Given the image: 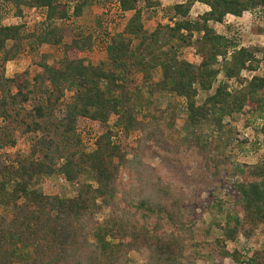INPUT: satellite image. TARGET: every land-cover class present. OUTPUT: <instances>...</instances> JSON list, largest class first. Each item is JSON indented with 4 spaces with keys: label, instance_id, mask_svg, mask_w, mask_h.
<instances>
[{
    "label": "trees",
    "instance_id": "16d2710c",
    "mask_svg": "<svg viewBox=\"0 0 264 264\" xmlns=\"http://www.w3.org/2000/svg\"><path fill=\"white\" fill-rule=\"evenodd\" d=\"M3 2L17 17L25 9L41 10L43 18L29 32L26 23H0V151L15 147L18 128L32 139L27 154L0 161V206L10 211L9 218L0 216V264H133V253L145 264H198L213 254L235 264H264V245L247 258L225 248L264 226V161L246 165L225 155L230 139L223 125L225 117L249 109L262 119L264 133V76H254L246 85L240 78L246 68L264 65V48L257 51V60L254 51L208 25L222 23L226 15L239 20L246 12L254 14L255 23L263 21L264 0H183L172 6L169 23L152 31L144 28L142 15L160 8V1L117 0L128 19L121 32L109 37L106 62L96 64L79 57L92 50L91 33L74 38L71 29L62 27L68 20L79 22L96 0H73L72 5L60 0ZM196 3L209 11L191 19ZM25 46L61 47L62 58L49 65L48 55H42L36 64L42 71L33 78L28 70L6 78V64ZM191 47L198 64L179 55ZM220 74L225 81L198 103V93H208ZM138 75L149 98L168 94L184 101L185 123L192 131L188 139L167 144L171 132L165 129L175 119L173 111L171 121L152 113L146 122L138 120L145 104H151L136 85ZM67 92L71 96L63 103ZM35 95L40 99L34 100ZM79 119L101 125L114 119L113 127L125 134L139 131L131 159L113 144L112 129L86 152L77 132ZM205 125L213 131L202 137L196 129ZM182 142L207 169H214V176L224 171L229 178L245 179L233 185L235 200L224 223L212 224L223 236L212 245L199 241L187 221L193 193L170 186L143 162L150 143L176 158ZM123 169L133 177L121 190L117 181ZM51 176L75 185L74 197L45 195L35 187L41 177ZM164 222L174 230L166 231Z\"/></svg>",
    "mask_w": 264,
    "mask_h": 264
},
{
    "label": "rangeland",
    "instance_id": "374dc122",
    "mask_svg": "<svg viewBox=\"0 0 264 264\" xmlns=\"http://www.w3.org/2000/svg\"><path fill=\"white\" fill-rule=\"evenodd\" d=\"M64 3L72 5L73 0H60ZM161 2V7L156 10H147L142 15V23L147 31H152L157 24H168L169 18L172 15V6L183 0H158ZM200 5H195L191 14V19H196L200 15ZM203 9V7H202ZM22 16H15L16 11L10 6L6 5L3 0H0V23L2 25L12 26L26 23V31H31L43 18V12L41 10H22ZM72 19V18H71ZM128 15L122 13L119 9L117 0H96V4L84 9L82 17L79 22H71L68 20L62 24V27H68L72 30V36L79 37L85 36L87 33H91L93 36V48L91 51H85L80 54V58L84 60L85 64L88 62L96 64L98 62H106V46L109 42V37L117 32H121L126 24ZM225 20V18H224ZM211 27L217 34L225 35L228 38L237 39L239 45L245 46L256 53L255 58L261 59L259 49L264 48V20L254 22L247 14H244L239 20H234L229 26H224L222 22L219 24L210 22ZM197 34L194 35L195 39ZM192 48V49H191ZM182 48L179 51V55L186 61L193 64H198L194 53V48ZM48 55V64L58 63L62 58L61 47H33L25 46L24 50L18 55L17 59L10 61L5 67V77L12 78L16 73H22L25 70L29 71V77L33 78L36 74H39L42 70L36 64L40 56ZM219 61V60H218ZM218 67V66H217ZM264 65L259 63L258 68L255 71H249L248 68L241 72L240 78L243 80L242 84L246 85L252 77L264 76ZM136 85L139 89H143V96L149 98L144 88V82L141 76L136 77ZM155 80L158 79V72L155 74ZM223 76L220 74L212 89L208 93H198L196 98L200 103L205 99L207 95H211L217 88L219 83L224 82ZM231 85L236 82L231 81ZM229 83V84H230ZM230 91H233L230 88ZM37 95V94H36ZM34 96V100L40 99V96ZM71 96V93L67 92L63 103H66ZM151 104H145L144 109L138 116V120L147 121V116L152 113L157 115H165L169 117L168 121H171V111L176 113L175 119L172 123L167 125L165 131L171 132V135L167 136L168 145H173L179 139H188L191 135V129H189L185 123L186 108L183 100L178 99L175 96L168 94H155L149 98ZM33 101L27 104V108H30ZM64 104L61 105L62 108ZM152 111V112H149ZM233 114L227 116L223 120L225 126V136L230 139V144L226 150L225 155H234L236 161L246 165H255L256 163L264 161V133L261 132L260 127L262 119L256 116H251L248 111ZM163 113V114H162ZM61 116L60 112L56 113ZM166 121V120H165ZM114 119H110L107 124L92 123L90 121L79 119L77 125V132L82 136L84 144L86 145V152H91L94 149V141L96 138L107 129H112L115 136L112 138L113 144H115L122 152L127 156V159H131L132 152L137 145V141L141 137L139 131L129 134L123 133L114 127ZM22 128L15 130V147L5 148L0 151V161L7 159L6 155H15L18 152L20 155H25L29 152V144L31 138L23 134ZM211 126H202L196 129V132L200 133L202 137H207L212 133ZM213 135V134H212ZM174 140V141H173ZM186 146L179 147V153L176 158L167 154L159 146L150 143V146L145 154L143 162L164 182L168 183L175 189H181L183 192H192L194 201L189 206L192 211L191 217L187 220L193 225L197 231V239L203 241L208 245H212L215 240L221 239L223 236L219 229L212 226L214 222L224 223L226 215L231 212L233 208V202L235 200V192L233 185L236 182L245 180L241 177L229 178L223 171L221 175L214 176V169H207L202 160L195 154V152L186 151ZM226 169V168H225ZM132 174L125 169L121 170L117 185L119 189H127L132 182ZM35 187L45 195H57L61 198L74 197L76 192V186L67 183L62 177L51 176L41 177L35 182ZM209 207L210 212L204 210ZM0 216L9 218V208L0 206ZM166 231H173L166 222H164ZM264 245V226H258L253 231L249 238L239 236L233 242H227L225 248L228 251H239L244 258L251 255L254 250L262 248ZM133 264H145L137 254H131ZM198 264H235L230 259H221L217 254L210 255L199 261Z\"/></svg>",
    "mask_w": 264,
    "mask_h": 264
},
{
    "label": "crops",
    "instance_id": "0c3cea01",
    "mask_svg": "<svg viewBox=\"0 0 264 264\" xmlns=\"http://www.w3.org/2000/svg\"><path fill=\"white\" fill-rule=\"evenodd\" d=\"M179 3H183V1H181V2H179ZM179 3H177V4H179ZM195 5H200V6H201V9H199L200 12H199V13H194L195 16H196L197 14L201 16V15H203L204 13H206V12L209 11V7H207L206 5H203V4H200V3H196ZM195 5H194V6L191 8V10H190V13H189L190 17H191V16L193 17V14H191V12L193 11ZM202 7H203V9H202ZM31 11H33V10H31ZM235 20L237 21V19H235ZM217 24L220 25V23H217ZM224 26H229V25H224ZM239 47H243V48H245V46H242V45H239ZM195 55H196V54H195ZM195 57H196L197 59H199L197 55H196Z\"/></svg>",
    "mask_w": 264,
    "mask_h": 264
},
{
    "label": "built area",
    "instance_id": "2783aa9c",
    "mask_svg": "<svg viewBox=\"0 0 264 264\" xmlns=\"http://www.w3.org/2000/svg\"><path fill=\"white\" fill-rule=\"evenodd\" d=\"M245 14H247L252 20L254 19V14L253 13L246 12ZM234 20H235V17L234 16H232V15H226L225 20L223 21V23L225 25H227L229 23L231 24V22H233ZM219 61H220V58H219Z\"/></svg>",
    "mask_w": 264,
    "mask_h": 264
}]
</instances>
